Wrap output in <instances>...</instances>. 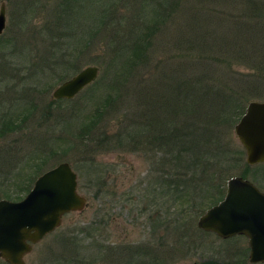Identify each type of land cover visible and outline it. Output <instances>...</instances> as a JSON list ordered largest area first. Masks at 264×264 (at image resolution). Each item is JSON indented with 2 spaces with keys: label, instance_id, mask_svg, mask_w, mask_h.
Masks as SVG:
<instances>
[{
  "label": "rangeland",
  "instance_id": "1",
  "mask_svg": "<svg viewBox=\"0 0 264 264\" xmlns=\"http://www.w3.org/2000/svg\"><path fill=\"white\" fill-rule=\"evenodd\" d=\"M1 1L6 5V26L0 39L1 43H5L4 50L12 51V56L5 58L0 54V65L10 71L12 84L7 80L0 84V123L11 120L13 129L0 137V199L15 200L18 194L16 189L24 194L19 187L21 182L31 181L35 174L42 173L61 161L70 163L77 174V191L87 199V205L82 211L70 212L62 217L61 224L24 256V263L203 264L215 260L233 264L236 259H241L240 264H249L243 253L248 247L244 236L223 240L213 233L203 234L196 228L195 221H190L187 215L172 230L174 215L165 212L167 203H164L171 195L163 193L159 200L155 198L151 192L154 184L150 182L144 186L141 183L149 175V163L142 155L129 151V147L124 144L125 141L129 142L126 137L121 138V144L117 145L112 133L129 124H132L134 130L130 133L131 136L139 133L141 123L135 121L134 112L137 107L142 108L138 105L141 103H138L141 99L139 90L148 92L157 86L159 88L156 89L165 98H173L176 94L178 99V104L174 102V118L168 117L170 123L166 128L173 126V130L177 132L180 127L194 136L199 134L201 131L196 127L207 126L209 122L198 118L193 123L194 118H190L192 108L187 103L192 93L202 91L195 82L197 76L218 77L222 73L227 81H232V77H240L246 80L240 83L242 87H238L237 82H227L228 86L236 91L247 88V82L250 85L257 76L264 77V56L258 55L259 49L249 51L248 47H240L235 42L220 46L212 41L205 43L202 42L205 38L202 33L199 37L192 38L191 32H187L190 37H182L180 35L184 32L181 29L173 32L169 21L160 16L163 21L161 30L166 27L164 33L169 35L166 43L160 38L155 49L152 47L149 50L150 45L148 46V58H143L139 66L135 70L133 68L131 75L121 83L120 96L116 97L115 105L108 106L110 109L107 114L98 117V122L94 124L92 120L95 104L98 105L99 100L93 101L89 97L90 91L94 97L102 92L103 96H112L102 86V80L108 58L114 56L111 49L117 39L115 32L118 31L115 30L129 26L130 22L138 23L137 14L143 13L145 19L143 18L142 23L155 27L153 22L159 21L146 14V11L149 12L146 8H150L147 2L154 3L155 0H101L106 7L111 5L113 11L106 14L108 17L99 16L97 28H100L98 23L103 20L106 24L102 25L101 31L98 29L94 37L91 32L77 29L76 20L62 25L57 34L50 36L44 28L47 20L45 13L31 12L30 18L23 21L19 17V12L23 9L22 0ZM32 1L45 8H50L57 2ZM191 1L195 3L194 0ZM28 26L30 30L27 29ZM155 31L156 29L154 34ZM215 31L216 36H221L224 32L228 33L229 29L223 25L215 28ZM235 34L232 32L231 38L236 39L238 35ZM207 38L212 39L211 36ZM182 39L188 41L182 43ZM13 43L17 48H12ZM79 47L82 49L79 52L81 58L77 57ZM46 49L49 50L50 59L49 56L44 59ZM234 51H237L234 54L236 56L243 55L241 59L231 55ZM64 53L66 60L70 61L65 67L58 64ZM125 57L126 55L123 58ZM221 58L231 64L224 65ZM260 58H263L262 63L259 62ZM89 65L99 67L95 81L100 84V89L89 91L85 88L69 101L52 98V91L56 86ZM152 66L158 70L152 69ZM3 71L1 68L0 78ZM185 78L191 80L192 92L182 95L178 82ZM6 87L14 91L11 100L7 95L1 96L2 89ZM23 91L29 94L25 97ZM250 100L264 101V94L252 95ZM184 107L189 109H183ZM156 113L162 118L159 122L164 123L165 111L160 108ZM208 115L210 118V114ZM88 126H93V132L87 133L83 129ZM221 126L229 132L227 136L234 138L239 144L233 131L234 125L231 127L227 122H222ZM172 145L174 150L176 145ZM243 160L245 161L244 151ZM224 163L229 164L228 167L211 172V175L212 181L220 182L225 187L226 179L240 175L246 164H238L230 160V157ZM245 177L264 191V163L248 166ZM142 187L148 190H142ZM210 190L209 187L206 197L200 194L201 198L198 200L200 204L204 203L199 208L207 209L211 206L208 201L217 198L219 187L209 195ZM142 192L146 195L143 194L144 200L149 203L146 212L138 197ZM158 210L160 217L157 220L161 227L154 231L151 223ZM0 264L5 262L0 259Z\"/></svg>",
  "mask_w": 264,
  "mask_h": 264
},
{
  "label": "trees",
  "instance_id": "2",
  "mask_svg": "<svg viewBox=\"0 0 264 264\" xmlns=\"http://www.w3.org/2000/svg\"><path fill=\"white\" fill-rule=\"evenodd\" d=\"M194 2L191 0H155L154 3L147 2L150 8H146V10L150 13L146 11V14L159 21L157 23L153 22L155 27L153 25L148 27L147 23H142L143 18L145 19L143 13L141 15L137 14L138 23L130 22V24L128 23L129 26H123L120 30H115L118 31L115 32L117 33V39H115L114 47L111 49L114 56L108 58V66L105 67L106 73L102 80V86L106 90L108 89L112 96H103L102 92L98 97H94L90 90L97 91L100 89L98 81H94L86 87L90 91L89 97L92 100L94 99L93 101L95 99L99 100L98 105L95 104V115L92 123H97L98 117L107 114L108 109H110L108 106L115 105L116 97L120 96L119 88L121 83L139 66L140 60L148 58L146 57L148 46L150 45L149 50L152 47L155 49L160 42V38L166 43L169 35L164 33L166 27L163 31L161 30L163 21L160 16L165 17L169 21L173 32L181 29L184 32V34L180 35L182 37H190L191 34V37L194 38L199 37L202 33L205 37L202 42L212 41L213 44H218V46L235 42L240 47H248L249 51L259 49L257 51L259 52L258 55L264 56V43H259L264 41V0H194ZM22 8V11L19 12V17L23 21L30 18L31 12L32 14L40 13V11L45 13L47 20L44 23V28L50 36L57 34L62 25L70 24L76 20L77 29H80L81 32H91L94 37L98 33V29L101 31L103 29L102 25L106 24V21L103 20L98 23L100 28H97L99 16L100 18L104 15L107 16V13H112L113 11L111 5L106 7V4L101 0H57L50 8L35 5L32 0H22ZM223 25H226L229 29V32L227 31L229 34L224 32L221 36H216L215 28ZM27 29L30 30L31 28L28 26ZM154 29H156L155 34L153 32ZM19 32L21 33L22 31ZM232 32L238 35L235 34L237 36L236 39L231 38L230 34ZM208 36H211L212 39L208 40ZM187 41L185 39L180 40L182 43ZM253 45H256L255 48L250 47ZM14 46L17 48V45L13 43L12 48ZM4 48L5 43H1L0 39V54H3L5 58L11 57L12 51H6ZM81 50L80 47L77 48L78 58L82 57L79 54ZM236 52H232L231 55L235 56L236 59H241L243 55L239 54L236 56L234 55ZM245 52L247 53L248 51ZM43 56L44 59L48 56L50 59L48 49L45 50ZM262 59H259L260 63L263 62ZM218 61L220 60L218 59ZM221 62L226 66L231 64V62L224 61L223 58H221ZM58 64L64 67L70 64V61L66 60L65 53ZM1 68L4 71L2 78H0V84L6 80L12 84L10 71L0 65ZM151 68L158 70V68L153 66ZM247 76L250 78L255 77ZM195 82L202 91L195 94L192 93L191 97L188 98L189 101L187 103L192 108L190 109V118H194L193 123H196L195 120L198 118L207 119L209 122L207 126L196 127L201 131L199 134L194 136L183 131L180 127L177 132L173 130V126H170L169 129L166 128L167 124L170 123V121L168 122V117L174 118V105L178 104V99L176 94L173 98H165L161 91L156 89L159 88L157 86H154L152 91H148L144 87L148 92L139 90L141 99L138 103H141L138 105L142 106V108L137 107L134 111L136 112L135 121L141 123L139 133L136 136L130 135L134 131L132 124L124 126L122 129H117L112 133L117 145L121 144V138L126 137L129 142L125 141L124 144L129 147V151L142 155L145 161L149 163V176L145 182L154 184L151 192L154 196L157 194L156 199L159 200L163 193L171 195L167 198V202L172 204L176 210V220H173L175 229L178 221L181 222L185 215L190 217V221L194 222L196 220L195 217H198L205 210V208H199L204 202L200 204L198 198H201L200 194L206 197L209 187L211 188L209 195L214 193L213 189L217 190L218 187L219 194H216V199L208 201V204L213 205L222 198L224 186L220 182L212 181L211 172L221 171L228 167L229 164L225 165L224 163L227 157H230V160H234L238 164L245 163V161L243 160V148L237 144L234 138L227 136L229 132L223 130L224 128L221 124L222 122H227L232 127L244 112V107L250 100V96L258 93L264 94V77L257 76L250 85L247 82L245 86L247 88L237 89V91L236 89L231 90L228 83L237 82L238 87H242L240 83L246 82V80L240 77H232V81H227L222 73L218 77L215 75H198ZM155 83L158 85V81ZM178 83L182 95L192 92L190 88L192 85L191 80L185 78ZM253 90H256V92H253ZM1 92H3L1 96L7 95L9 100L14 95V91L8 90L7 87L2 89ZM22 94L26 97L29 92L23 91ZM143 101H146V103ZM187 107L183 109H189ZM160 108L165 111L164 123L159 122L162 118L156 113ZM225 112H228V114ZM208 114H210V118H208ZM92 128L93 126H88L83 129L90 133L93 132ZM12 129L13 123L11 120L0 123V137L3 133ZM138 144L140 146H137ZM169 144L171 145L167 148ZM172 144L176 145L174 150ZM247 169L248 165L246 164L240 174L244 178H246ZM39 174H35L31 181L21 182L19 187L24 194L29 191L34 179ZM142 190H144V187H142ZM16 191L18 194H16L15 200H19L24 194H21L17 189ZM143 194L146 196L145 192L138 195L141 203L149 204L147 203L148 201L144 200ZM138 197H135V199ZM186 206L190 208H186ZM194 207H196V210ZM157 224L160 225L161 223L158 222ZM174 228L172 227V230Z\"/></svg>",
  "mask_w": 264,
  "mask_h": 264
},
{
  "label": "water",
  "instance_id": "3",
  "mask_svg": "<svg viewBox=\"0 0 264 264\" xmlns=\"http://www.w3.org/2000/svg\"><path fill=\"white\" fill-rule=\"evenodd\" d=\"M5 13L1 1L0 34L6 24ZM98 74V66H86L54 88L52 97L71 99ZM233 131L245 150V162L249 166L264 162V101H249ZM76 187L77 174L63 161L38 175L21 200L0 199V258L9 264H25L23 255L31 250V244L59 226L63 214L83 210L86 198ZM197 226L222 237L246 236L248 261L264 263V192L250 180L230 177L223 199L205 210Z\"/></svg>",
  "mask_w": 264,
  "mask_h": 264
},
{
  "label": "flooded vegetation",
  "instance_id": "4",
  "mask_svg": "<svg viewBox=\"0 0 264 264\" xmlns=\"http://www.w3.org/2000/svg\"><path fill=\"white\" fill-rule=\"evenodd\" d=\"M149 176V175H148ZM147 176V177H148ZM146 181V178L145 179H143L142 180V183L145 185V183H147V182H145ZM226 183H227V179H226V182H225V187H224V194L223 195H225V191H226ZM144 190H148L146 187H144ZM156 196H157V194H155V198H156ZM222 197H224V196H222ZM86 198V197H85ZM222 199V198H221ZM220 199V200H221ZM87 200V199H86ZM13 201H17V200H13ZM165 203H167V210H165V212L168 214H170V215H174L173 216V220L175 219L176 220V217H175V215H176V210L174 209V207H173V205L172 204H170L169 202H165ZM142 208H143V211H147V208H148V204H146V203H143L142 204ZM174 209V210H173ZM82 211V210H81ZM74 212H80V211H74ZM70 213V212H69ZM68 214V213H67ZM66 215V214H65ZM157 216H159L160 217V211L158 210L157 211V215L156 214H154V216H153V223H151L152 224V228H153V230L155 231V230H158V229H160V225L159 224H157L158 223V220H157ZM172 223H173V221H172ZM175 223V222H174ZM174 223L172 224V226L171 227H174ZM170 226V225H169ZM196 228L200 231V232H202L203 234H211V233H213V234H215V235H217L218 237H220L221 239H223V240H226V239H230V238H233V237H235V236H244V235H242V234H235V235H232V236H229V237H222V236H220V235H218V234H216L215 232H213V231H210V230H205V229H202V228H199L198 226H197V223H196ZM55 230V229H54ZM53 230V231H54ZM52 231V232H53ZM51 233V232H50ZM49 234V233H48ZM47 235V234H46ZM45 235V236H46ZM44 236V237H45ZM43 237V238H44ZM244 237H246V236H244ZM42 240V239H41ZM40 240V241H41ZM40 241H38V242H40ZM38 242H36V243H34V244H32L31 245V250L28 252V253H26L25 255H27V254H29L31 251H32V249H33V247L38 243ZM247 243H248V240H247ZM142 247V246H141ZM138 252H140V250H138ZM243 253H245V259H246V257H247V262L249 263V264H259V263H250L249 261H248V255H249V247H247L246 248V250L243 252ZM24 255V256H25ZM24 256H23V258H24ZM142 259H144V258H142ZM240 262H241V259H239V260H237L236 259V261L233 263V264H240ZM230 263H231V261H230ZM203 264H223V263H221V262H219V261H215V260H209V261H207L206 263H203ZM228 264V263H227ZM232 264V263H231ZM261 264H264V263H261Z\"/></svg>",
  "mask_w": 264,
  "mask_h": 264
}]
</instances>
